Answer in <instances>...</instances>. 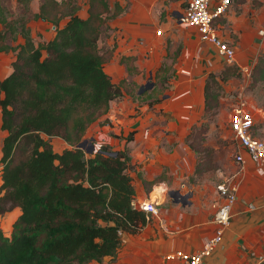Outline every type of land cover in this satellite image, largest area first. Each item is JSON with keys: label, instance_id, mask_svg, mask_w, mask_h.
<instances>
[{"label": "crops", "instance_id": "obj_1", "mask_svg": "<svg viewBox=\"0 0 264 264\" xmlns=\"http://www.w3.org/2000/svg\"><path fill=\"white\" fill-rule=\"evenodd\" d=\"M13 1V9L7 7L12 12L18 5L17 0ZM219 1L211 0L210 9ZM42 2H29L27 25L35 45L46 42L54 33L51 22L35 16ZM107 3L108 15L116 11V5L121 10L106 20L98 46L106 58L103 68L111 82L120 86L122 96L110 102L108 112L89 126L85 138L93 139L95 149L107 145L114 151H128L127 173L134 188L133 205L140 208L143 202H153L156 213L145 211L148 220L137 232L120 233V245L114 258L105 257L87 264H183L167 256L176 251L196 253L214 234L213 218L223 200L217 185L222 181L237 188L230 210L231 220L204 264H262L264 165L247 154L241 164L231 159L221 164L218 162L221 144L206 140L203 145L212 149L216 171L213 176L206 173L197 177V153L187 141L203 120L209 74L219 73L230 63L211 44L202 41L193 26L179 20L185 8L182 0H107ZM2 4L5 6L4 0ZM76 4L77 14L85 18L89 0H84L83 7L79 0ZM176 4L182 9L179 13L172 9ZM66 20V17L61 19L60 26ZM216 23L221 37L234 47L235 63L232 64L252 68L264 41V33H261L264 31V0H232ZM22 42L23 38L18 35L15 41L8 43L16 46ZM16 53L11 49L0 51V79L12 71ZM125 58H132L136 73H128ZM164 63L171 66L167 88L159 94L158 83L156 95L138 98L152 90L155 71ZM234 80L231 78L224 84L234 83ZM147 84L150 87L146 88ZM156 97L160 101L150 104ZM237 102L244 104L240 99ZM243 106L257 117L256 109L252 110L246 103ZM220 114L219 111L217 117ZM214 130L211 125L207 139ZM6 135L1 129L0 108V158ZM231 143L233 147L224 148L223 154L228 155L230 148L235 152L236 143L233 140ZM52 144L56 150L66 147L56 138ZM8 213L15 214L13 223L20 209L14 208Z\"/></svg>", "mask_w": 264, "mask_h": 264}, {"label": "trees", "instance_id": "obj_2", "mask_svg": "<svg viewBox=\"0 0 264 264\" xmlns=\"http://www.w3.org/2000/svg\"><path fill=\"white\" fill-rule=\"evenodd\" d=\"M30 1L17 0L12 12L0 0V51L17 52L12 71L0 79L1 129L7 132L0 158V216L20 209L9 233L0 227V264L112 259L120 233H135L148 220L133 205L130 157L126 149L101 145L86 153L77 145L89 126L108 112L110 102L122 96L103 68L106 58L98 46L106 20L121 9L116 5L108 15L107 0H89L88 15L82 18L77 0H43L35 16L51 22L54 33L35 45L27 25ZM18 35L23 42L10 45ZM124 62L129 74L137 72L132 58ZM170 69L162 64L152 90L138 98L156 95L158 83L162 94ZM254 69L262 73L264 58ZM238 76L241 71L234 64L208 76L202 123L187 138L197 153V177L216 171L212 149L203 144L210 126L217 129L223 84ZM159 101L156 97L150 104ZM55 138L66 147L56 150Z\"/></svg>", "mask_w": 264, "mask_h": 264}, {"label": "built area", "instance_id": "obj_3", "mask_svg": "<svg viewBox=\"0 0 264 264\" xmlns=\"http://www.w3.org/2000/svg\"><path fill=\"white\" fill-rule=\"evenodd\" d=\"M231 2L232 0H220L214 9H210L211 0H188L179 17L181 22L193 26L200 39L211 44L218 54L223 56L226 62L230 64L235 63L234 47L221 37L215 20L226 12ZM261 33H264V31H261ZM240 71L245 78H248L251 68L241 67ZM228 122L234 136L233 140L237 146L233 154L234 161L241 164L244 155L247 154L253 160L264 165V138L252 134V129L256 124L252 111L244 107L243 104L236 106L229 114ZM236 189V185L226 181H222L217 185V191L223 200L213 218L216 229L201 249L193 254L176 251L168 255L167 259H179L183 264H204V259L211 254L220 242L224 228L229 225L231 220L230 210L235 199ZM140 208L146 212L156 213L155 205L150 201L141 203Z\"/></svg>", "mask_w": 264, "mask_h": 264}, {"label": "rangeland", "instance_id": "obj_4", "mask_svg": "<svg viewBox=\"0 0 264 264\" xmlns=\"http://www.w3.org/2000/svg\"><path fill=\"white\" fill-rule=\"evenodd\" d=\"M4 1L6 8L11 7V9H13V0ZM79 1L82 4L81 6L83 7L84 0ZM172 9H175L174 11H176L177 13L182 10L179 8L178 4L172 7ZM262 58H264V41L256 57L255 63H257L258 60L261 61ZM254 65L251 68V73L248 78H245L244 76H238L237 78H235L234 83L224 84L222 87L219 110L221 114L215 119L217 123V129L214 130L215 132L213 134L209 133L207 139L210 143L216 142L217 144H221V154H218V162L220 161L219 163L221 164H223L226 159H231L232 161L234 160L233 148H230V153L228 152V155H225V153L223 154V152L224 148H228L229 146L233 147L231 140L234 139V136L232 131L230 130L228 117L232 112L233 107H235L236 105H240V102H237L238 99H240L241 102H244L243 105H245L246 103V106H249L250 108H252V110L256 109L254 110L257 115V117L255 118L256 124L252 129V134L256 137L264 138V70L262 71V73H260V69H257L255 71ZM221 136H226L228 138L227 140H225ZM207 173L211 175L214 172L209 171ZM14 217V213H5L0 218V227L5 232H8V230L10 229Z\"/></svg>", "mask_w": 264, "mask_h": 264}, {"label": "water", "instance_id": "obj_5", "mask_svg": "<svg viewBox=\"0 0 264 264\" xmlns=\"http://www.w3.org/2000/svg\"><path fill=\"white\" fill-rule=\"evenodd\" d=\"M148 87H150L149 84L146 85V88ZM77 147L85 150L86 153H92L95 148V146L93 145V139H84L80 143H78Z\"/></svg>", "mask_w": 264, "mask_h": 264}]
</instances>
